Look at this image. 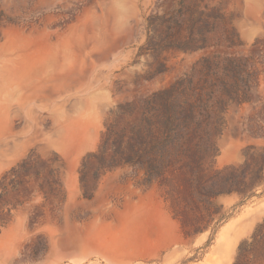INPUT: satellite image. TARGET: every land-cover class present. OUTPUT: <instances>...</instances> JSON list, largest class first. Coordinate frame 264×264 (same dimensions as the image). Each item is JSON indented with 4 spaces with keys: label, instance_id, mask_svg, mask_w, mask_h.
Here are the masks:
<instances>
[{
    "label": "rangeland",
    "instance_id": "obj_1",
    "mask_svg": "<svg viewBox=\"0 0 264 264\" xmlns=\"http://www.w3.org/2000/svg\"><path fill=\"white\" fill-rule=\"evenodd\" d=\"M170 88L216 156L148 174L100 154L111 124L138 143ZM206 205L232 216L185 237ZM149 230L182 242L124 259ZM225 235L264 264V0H0V264H182Z\"/></svg>",
    "mask_w": 264,
    "mask_h": 264
},
{
    "label": "trees",
    "instance_id": "obj_2",
    "mask_svg": "<svg viewBox=\"0 0 264 264\" xmlns=\"http://www.w3.org/2000/svg\"><path fill=\"white\" fill-rule=\"evenodd\" d=\"M172 90L170 88L162 91L159 95L155 94L156 101L150 106L151 116L154 119L148 121L146 130L137 131L138 143H135L137 141L130 136H127V140H125L126 136L123 133L116 132L113 129V124H111L107 126V131L103 134L100 154L106 151V145L108 141H111L114 152L120 153L126 162L133 163L138 160L145 163L148 174H155L161 170L162 162L160 157L168 151H174L178 155L186 154L192 159L193 165L197 166L200 165L204 153L214 151V156H216L217 148L215 143H206L204 129L201 123L195 120L194 111L199 109L198 106L192 104L182 114L183 116L179 117L180 111L176 109ZM141 133H144V135H140ZM146 156L148 157L147 159L145 158ZM169 160L172 161L171 158ZM161 178L166 179L163 175ZM173 185L171 184V186ZM168 193L172 195L170 190ZM210 197L208 195L210 204L215 205L210 200ZM176 214L177 216L185 215L180 210H177ZM231 216L220 212L217 208L213 209L211 206L206 205V212L200 211L195 218V224L188 216L181 217L183 233L185 237L202 233L208 230L215 220L218 224L217 229H215V232H217ZM211 244L212 242L207 247ZM198 259L201 258H190L183 261L182 264Z\"/></svg>",
    "mask_w": 264,
    "mask_h": 264
},
{
    "label": "crops",
    "instance_id": "obj_3",
    "mask_svg": "<svg viewBox=\"0 0 264 264\" xmlns=\"http://www.w3.org/2000/svg\"><path fill=\"white\" fill-rule=\"evenodd\" d=\"M168 218L171 226L178 225L177 220H175L171 215L168 214ZM156 232L157 231L149 230L148 241L150 245L146 250H142L139 253H131L129 255L125 254L124 259L135 256H141L145 259L155 258L162 255L165 250L172 249L174 246L179 245L182 242L181 230L178 233L177 239L170 243L166 242L163 238H159ZM226 237L227 235L223 236V240L217 243L212 242V244L208 247L209 249L205 252L201 259L190 261L187 264H234L236 259V243L234 240H230V242L226 243ZM214 254L217 255L216 258H213Z\"/></svg>",
    "mask_w": 264,
    "mask_h": 264
},
{
    "label": "bare ground",
    "instance_id": "obj_4",
    "mask_svg": "<svg viewBox=\"0 0 264 264\" xmlns=\"http://www.w3.org/2000/svg\"><path fill=\"white\" fill-rule=\"evenodd\" d=\"M88 242V241H87ZM79 245V244H78ZM99 244H87V245H82L81 247H79L78 249H77V252L79 251V252H85V251H93V250H95L96 251V249H98L100 246H98ZM96 248V249H95ZM102 247H100L99 249H101ZM103 250V249H102ZM100 252V251H99Z\"/></svg>",
    "mask_w": 264,
    "mask_h": 264
}]
</instances>
